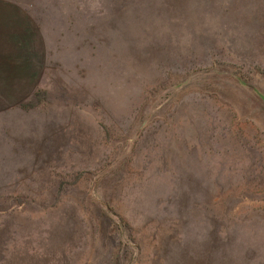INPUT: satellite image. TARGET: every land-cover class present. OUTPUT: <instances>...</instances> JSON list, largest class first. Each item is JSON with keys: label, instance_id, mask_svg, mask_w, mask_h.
Returning <instances> with one entry per match:
<instances>
[{"label": "rangeland", "instance_id": "374dc122", "mask_svg": "<svg viewBox=\"0 0 264 264\" xmlns=\"http://www.w3.org/2000/svg\"><path fill=\"white\" fill-rule=\"evenodd\" d=\"M19 1L0 264H264V0Z\"/></svg>", "mask_w": 264, "mask_h": 264}, {"label": "crops", "instance_id": "0c3cea01", "mask_svg": "<svg viewBox=\"0 0 264 264\" xmlns=\"http://www.w3.org/2000/svg\"><path fill=\"white\" fill-rule=\"evenodd\" d=\"M41 27L19 0H0V112L25 108L42 78Z\"/></svg>", "mask_w": 264, "mask_h": 264}]
</instances>
